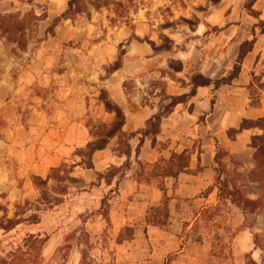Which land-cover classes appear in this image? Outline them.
Wrapping results in <instances>:
<instances>
[{
    "label": "rangeland",
    "instance_id": "374dc122",
    "mask_svg": "<svg viewBox=\"0 0 264 264\" xmlns=\"http://www.w3.org/2000/svg\"><path fill=\"white\" fill-rule=\"evenodd\" d=\"M19 1L29 7L20 6L18 2L16 11L0 13V23L4 24L0 28V81L5 80L12 88L10 93L0 92V99L15 97L9 114H18L19 121L15 125L21 127V130L13 129L12 124L0 120V142L14 141L17 154L30 145L35 148L42 145L45 152L49 151L44 132L54 130V125L70 123L69 127L75 128L78 136L90 139L89 142L96 141L100 135L98 128L109 126L115 118L105 111L107 101L120 104L124 115L140 111L148 118L157 114L169 105L170 98L190 92L195 75L213 80L228 75L240 44L251 39L252 29L264 21L263 0H100L98 8L91 5L95 0H81L79 14L73 11L56 24L54 21L67 10L69 0ZM62 1L66 9L58 14L56 11L62 10ZM6 4L1 0L0 10L4 11ZM48 6H56L51 16L47 13ZM256 35L257 43L243 62L239 79L230 87H223L217 95L212 87L206 89L197 99L202 97L207 101L208 111L211 101L233 112L243 104L249 108H264V34L256 29ZM186 108L178 107L177 113ZM185 118L177 117L176 138L155 144L157 151L187 150L191 155L206 147L208 135L196 126L216 125L214 120L210 117L203 125H196L198 118ZM258 126L260 128L251 129L253 136L263 137V140L253 142L256 149H253L252 169L215 145L219 150L216 153L220 158L217 167L220 185L214 181L213 187L201 195L217 189L223 200L222 207L209 210V218L219 216L222 220L214 218L208 224L210 231L221 229L210 234L214 250L208 264H264V165L261 164L264 162V132L261 130L264 123ZM207 132L213 139L212 130ZM51 134L56 136V133ZM128 136L124 134L111 140L110 149L123 153ZM0 146V219H13L17 206L21 207L23 217L28 218L41 198V191L32 183L36 175L22 171L17 157L11 163L4 161L7 149L3 144ZM82 149L85 147L72 150L68 162L62 163V176L74 178V183L65 184L69 187L63 204L43 214L50 215L49 219L36 226L20 225L8 232L0 230V264H112L116 260V244L134 238L126 230L120 235L114 232L108 218V197L98 209L86 203L83 209L79 206L82 204L77 202L79 193L91 189L74 169V163L85 162L82 155L79 156ZM257 151L260 155L256 160ZM30 152L24 150L22 154L27 157ZM166 162L141 166L138 181L143 186L142 195L148 185L164 186L159 170L168 165ZM51 175L48 170L47 176ZM57 186L49 180L47 191H43L46 201L54 198L51 190ZM231 193L247 216L240 229H249L255 245V252L239 259L232 251L234 234L227 227L228 216L223 214L228 208L225 200L230 199ZM136 199L141 204L127 206L130 214L133 212L134 218H138L137 223L130 224L134 226L156 213L146 204L145 197ZM200 204L196 205V211H200ZM157 212L159 220H163L164 208ZM98 214L105 216L104 223L101 222L105 229L93 235L83 223ZM45 237L51 240L40 249L38 243Z\"/></svg>",
    "mask_w": 264,
    "mask_h": 264
},
{
    "label": "crops",
    "instance_id": "0c3cea01",
    "mask_svg": "<svg viewBox=\"0 0 264 264\" xmlns=\"http://www.w3.org/2000/svg\"><path fill=\"white\" fill-rule=\"evenodd\" d=\"M2 1L7 4L4 11L0 10L1 14L16 11L18 2H21L20 6L29 7L26 2L19 0ZM62 5V10L60 12L56 11V13L59 14L66 9V3L62 1ZM55 8L56 6L47 7L49 16H51V12ZM253 50L247 57L253 53ZM5 82V80L4 82L0 81V92L4 90L10 93L12 89L11 84ZM12 85L13 89H15L16 83L14 80ZM206 89L211 88L197 89L196 95L188 104L178 105L167 118L162 119L159 134L156 136V144L176 138L175 122L179 116L184 119H187L185 116L191 119L198 118L196 125L198 123L203 125L204 120L211 117L216 124L212 126L206 125L205 127L196 126L201 133L206 136L208 135L209 139L206 138V147H202L201 152H193L190 155L189 171L187 173L179 174L176 180L172 178L164 179V189L168 198V218L164 226L150 224L148 216L144 217L147 220L140 223V225H130L134 222L137 223L138 218H134L133 212L130 214V209H127V206L137 207L141 203L136 198L142 196L145 197L144 201L151 208L161 205L163 193L158 187L148 185L149 187L145 190L144 195L141 194L143 186L138 181V173L142 165L157 164L161 160L169 159L172 153L179 154L177 151L171 152L170 149L157 151L154 146L152 147L150 140L149 142L147 141V138L139 146V138L135 137L130 141V168L125 172V176L121 181L115 178L111 185L105 184L104 181H98L97 175L105 174L110 168L119 169L123 167L127 159L122 153L118 154V152L111 150L110 143L106 149L97 151L92 156L93 170L84 169L82 165L74 163V169L78 170L77 174L84 180V184L91 186L89 192L84 190L77 196V199L80 200L77 202L82 203L79 206L83 209L85 206L83 203H86L90 207L92 205L96 207L95 209H98L104 202L105 197H108V218L113 225L114 232L120 235L126 227L134 229V238L130 242L116 244V253L114 254L116 260L112 264H208L209 255L214 250L213 239L210 237L221 231L219 228H217L216 232L214 230L210 231L208 224H211V220H214V218L222 220V217L219 216L213 217V219L209 218L211 213L209 210L215 211L217 207H222L220 202L223 200L217 194V189L213 188L207 195H201L207 189L209 190L213 187V183L217 178L218 164L215 162V156L219 150L215 145L223 149L228 156L236 158V160L242 162L246 167L252 169L254 164L252 157L254 153L250 145L254 133L253 130L242 131L234 138H230L228 132L230 129L238 130L242 120L257 121L264 118V108H249L246 104H243L242 108L238 107L233 112L230 109L223 110V105L214 104L211 101L208 111L206 100H203L201 97L197 101ZM220 90H213L214 95H217ZM15 100L14 96H6L4 99H0V120L12 124L10 128L21 130V127L18 128L15 125L19 121L18 114H9L11 110L10 105H14ZM117 105L122 109L120 104ZM180 106L187 108L184 112L177 113V109ZM188 108L192 110L190 111ZM198 113L200 114L198 115ZM144 116L145 113H141L140 111L125 114V125L122 128V133L130 135L143 130V128L145 129L146 123L153 115L148 116V118ZM201 117H203V122H200ZM67 124L66 126L54 125V130L44 132V140L48 144L49 149L47 152L44 151V146L42 145L38 148H35V145H30L27 147L28 149L24 150L31 152L27 157H24L22 154L24 150L17 154L14 141L0 142V145L3 144L7 149L3 155V160L11 163L12 159L17 157L22 171L25 172L26 170V173L47 178L48 170L58 168L62 163H67L72 150L86 147L90 141V139L85 140L83 137L78 136L77 130L69 127L70 123ZM211 130L213 139L210 138V134L207 132ZM9 132L10 134L13 133L11 130ZM51 133H56V136H52ZM50 143H52V146L49 145ZM34 153H36V156ZM166 155H169V158ZM35 157H38V159ZM109 195L113 197L110 198ZM225 201L228 208L226 213L223 212V214L228 216L227 227L234 234L231 239L232 251L234 256L239 259V257L245 254L255 252V245L249 229L247 231H241L240 229L242 222L245 221L247 216L230 199H226ZM198 203H201L200 211L195 210ZM49 218L50 215H43L40 224H43L45 219ZM252 220H255V217ZM104 221L105 216L98 214L90 216L88 221L83 224L88 233L99 235L105 229V225L102 226L101 223H104ZM257 257L260 258L258 254ZM253 259L258 261L254 256Z\"/></svg>",
    "mask_w": 264,
    "mask_h": 264
},
{
    "label": "trees",
    "instance_id": "16d2710c",
    "mask_svg": "<svg viewBox=\"0 0 264 264\" xmlns=\"http://www.w3.org/2000/svg\"><path fill=\"white\" fill-rule=\"evenodd\" d=\"M81 0H69L67 3V10L62 14V16L54 21V24L60 21V19L68 18L69 14H71L73 11H76L77 14L80 13L78 7L80 5ZM100 0H95L91 5L94 8H98L97 3ZM11 16H8L7 18H10ZM4 18H1L3 20ZM4 24L0 23V28ZM256 29H259L260 34H264V21L261 22L260 26H255L251 31V39L243 41L238 50V55L235 60V63L231 69V71L228 73V75L213 80L208 77H205L201 74L195 75L191 80V88L190 92L188 94L181 95L179 97H172L170 98V103L168 106L163 107L162 110H160L157 114H154L147 122V127L143 130H140L134 134H130L127 137V143L125 144V151L122 153L127 159L126 163L123 165V167L117 169V168H110L105 174H98L97 180L98 181H104L105 184L111 185L112 181L117 178L118 181H121L124 176L125 172L130 168V156H131V147L129 142L133 140L135 137L139 138L141 146L144 142V140L147 138L150 140L152 147L156 144V136L159 134L160 131V124L162 119L167 118L173 110L178 105H186L190 102V100L196 95L197 89L199 88H211L214 91H218L223 87L231 86L233 82L238 80L240 74L242 65L244 62V59L247 57L249 53L252 52L254 49V46L257 41V35H256ZM104 108L105 111L109 114H114L115 118L114 121L109 125H102L98 128L100 130V135L94 142H89L85 149H82L79 151V156L82 155V157L85 159V162L82 163V166L84 169L87 170H93V164H92V156L97 151H102L107 148L109 142L116 137L123 136L122 128L125 125V115L120 109L119 106L114 104L112 101L104 102ZM200 122H203V117L200 118ZM258 123H264V118L255 121L250 120H242L240 127L238 130L230 129L228 132V135L230 138H234L238 133L246 130H251L254 128H260L258 126ZM264 132V129H261ZM263 140V137L260 136H253L251 141V147L253 149H256V146L253 144L255 140ZM260 155V152L257 151L255 154V158L257 160L258 156ZM262 155L264 157V150L262 151ZM189 161H190V155L188 154L187 150L182 151L181 153H172L170 158L167 160H161V162H166L168 165L160 168V175L165 178H172L177 179L179 174L181 173H187L189 171ZM215 162L219 165L220 158L216 155L215 156ZM159 163V162H158ZM155 164V165H158ZM262 165H264V162H261ZM62 167L64 165L62 164L58 168L51 169V176H48L46 180H43L41 177L33 176L32 177V183L33 185L41 191V198L37 202V208L32 211L30 216L28 218H24L21 212V207H16V212L14 214L13 219H8L7 217L0 219V230H3L5 232L11 231L15 229L17 226L20 225H27V226H36L40 224L41 217L43 214H46L48 211H51L52 209H55L63 204L64 197L66 196V191L68 190V184L74 183V178H70L67 176H62ZM49 180L54 181L58 186L57 189H52L51 194L54 198L52 200L46 201L45 193L43 191H47L48 189V182ZM215 184H219V179L216 178ZM158 189L163 193V200L159 207L152 208L156 213H153L152 216L148 217V222L150 224H158L159 226H164L165 222L168 218V198L165 193L164 186H159ZM234 194H229L231 202L236 205L238 208H240V205L235 202L233 199ZM105 204V202L102 203V205ZM161 207L164 208V214L163 220H159L160 213L157 212L158 209ZM41 208H44L41 210ZM151 210V211H152ZM153 212V211H152ZM126 231L131 233L133 237L134 229L131 227H126ZM47 237L44 238V240L39 241V248L41 249L43 245L47 242ZM122 243V242H121ZM251 264H255L254 262H251Z\"/></svg>",
    "mask_w": 264,
    "mask_h": 264
}]
</instances>
